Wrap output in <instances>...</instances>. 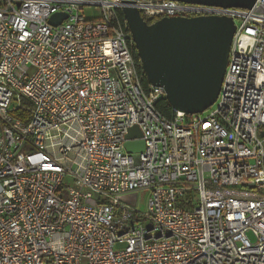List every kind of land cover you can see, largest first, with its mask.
Here are the masks:
<instances>
[{
	"label": "built area",
	"instance_id": "obj_1",
	"mask_svg": "<svg viewBox=\"0 0 264 264\" xmlns=\"http://www.w3.org/2000/svg\"><path fill=\"white\" fill-rule=\"evenodd\" d=\"M125 6L0 0V264H264V0L130 5L235 22L216 108L171 119L156 109L164 90L144 84Z\"/></svg>",
	"mask_w": 264,
	"mask_h": 264
},
{
	"label": "water",
	"instance_id": "obj_2",
	"mask_svg": "<svg viewBox=\"0 0 264 264\" xmlns=\"http://www.w3.org/2000/svg\"><path fill=\"white\" fill-rule=\"evenodd\" d=\"M137 0H122L123 13L148 84L162 88L174 112L201 114L217 101L224 81L236 25L232 18L218 16L163 17L149 25L130 6ZM225 9H251L256 0H170ZM68 18L59 13L50 19L57 27ZM137 127L128 139L141 137ZM264 137V132L262 133ZM128 153L143 151L144 142H127Z\"/></svg>",
	"mask_w": 264,
	"mask_h": 264
},
{
	"label": "rangeland",
	"instance_id": "obj_3",
	"mask_svg": "<svg viewBox=\"0 0 264 264\" xmlns=\"http://www.w3.org/2000/svg\"><path fill=\"white\" fill-rule=\"evenodd\" d=\"M87 19H99L101 16V10L98 8H87L84 11ZM216 108V106H212L211 108H209L208 110H206L203 113V117H207L210 113V111L214 110ZM147 203H148V191L144 190L141 191L138 195V203H137V207L139 208L140 211L144 212L147 209Z\"/></svg>",
	"mask_w": 264,
	"mask_h": 264
},
{
	"label": "trees",
	"instance_id": "obj_4",
	"mask_svg": "<svg viewBox=\"0 0 264 264\" xmlns=\"http://www.w3.org/2000/svg\"><path fill=\"white\" fill-rule=\"evenodd\" d=\"M145 21L151 25L154 24L155 22H157L158 20L162 19V17L160 18H153V19H148V18H144ZM134 55L137 58V60L139 59L137 56L136 51H134ZM144 84L148 87V82L145 81ZM156 109L157 111L165 118L171 119L174 115L175 112L174 110L171 108V106L168 104V102L166 101V99H162L157 105H156Z\"/></svg>",
	"mask_w": 264,
	"mask_h": 264
}]
</instances>
